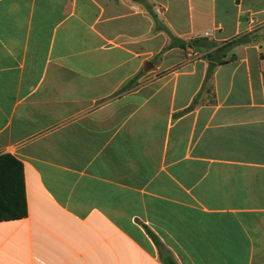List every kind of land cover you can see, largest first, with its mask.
Listing matches in <instances>:
<instances>
[{"label": "crops", "instance_id": "obj_1", "mask_svg": "<svg viewBox=\"0 0 264 264\" xmlns=\"http://www.w3.org/2000/svg\"><path fill=\"white\" fill-rule=\"evenodd\" d=\"M164 258L264 264V0H0V264Z\"/></svg>", "mask_w": 264, "mask_h": 264}, {"label": "trees", "instance_id": "obj_2", "mask_svg": "<svg viewBox=\"0 0 264 264\" xmlns=\"http://www.w3.org/2000/svg\"><path fill=\"white\" fill-rule=\"evenodd\" d=\"M161 31H164L168 38L171 41V46L179 47L183 50H186L188 47L194 48L198 46H204L207 48L208 53L206 56V59L209 62V71L208 76L211 75L212 70L215 66L224 64L228 60L226 58V51L228 47L236 44V43H243L245 42L242 38L233 40L225 45L217 46L215 43H209L208 39L205 37L194 39L190 43H187L185 41H182L178 39L175 35H173L167 28H165L163 25L160 26ZM214 48V49H213ZM26 213V210L24 208L23 214ZM164 264H177L176 261L172 258H164L163 259Z\"/></svg>", "mask_w": 264, "mask_h": 264}, {"label": "rangeland", "instance_id": "obj_3", "mask_svg": "<svg viewBox=\"0 0 264 264\" xmlns=\"http://www.w3.org/2000/svg\"><path fill=\"white\" fill-rule=\"evenodd\" d=\"M163 34H164V36L166 37V39H167V44H163L162 42H161V50H160V53L158 54V56H156V57H154L153 58V62L154 63H156V64H158L159 63V61L161 60V57H162V55L164 54V53H166V52H168V51H170L171 49H174V48H176L177 50H180L181 48H179V47H174V46H171V41H170V39L168 38V36H167V34L165 33V32H162ZM191 41H193V40H191ZM191 41H189L188 43H190ZM209 43H213V42H209ZM201 47H204V46H201ZM204 48H206V47H204ZM214 49V48H213ZM183 50V49H182ZM184 51H186V50H184ZM206 52L208 53V50H207V48H206ZM187 54V53H186ZM191 54H192V56H194V53L193 52H191ZM206 56H207V54H205V55H203V57L204 58H206ZM208 88V87H207Z\"/></svg>", "mask_w": 264, "mask_h": 264}, {"label": "water", "instance_id": "obj_4", "mask_svg": "<svg viewBox=\"0 0 264 264\" xmlns=\"http://www.w3.org/2000/svg\"><path fill=\"white\" fill-rule=\"evenodd\" d=\"M151 66H152L151 64H148V65H147V68L149 69V68H151Z\"/></svg>", "mask_w": 264, "mask_h": 264}]
</instances>
